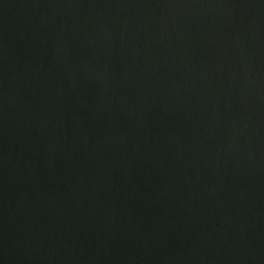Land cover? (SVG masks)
I'll use <instances>...</instances> for the list:
<instances>
[{"label": "water", "instance_id": "1", "mask_svg": "<svg viewBox=\"0 0 264 264\" xmlns=\"http://www.w3.org/2000/svg\"><path fill=\"white\" fill-rule=\"evenodd\" d=\"M0 264H264V0H0Z\"/></svg>", "mask_w": 264, "mask_h": 264}]
</instances>
